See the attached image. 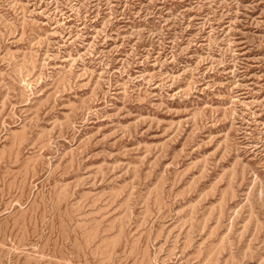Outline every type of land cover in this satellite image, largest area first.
Instances as JSON below:
<instances>
[{
	"label": "rangeland",
	"instance_id": "374dc122",
	"mask_svg": "<svg viewBox=\"0 0 264 264\" xmlns=\"http://www.w3.org/2000/svg\"><path fill=\"white\" fill-rule=\"evenodd\" d=\"M0 264H264V0H0Z\"/></svg>",
	"mask_w": 264,
	"mask_h": 264
}]
</instances>
